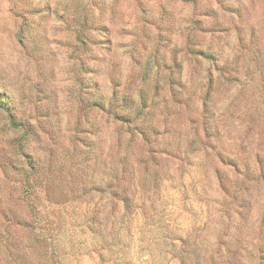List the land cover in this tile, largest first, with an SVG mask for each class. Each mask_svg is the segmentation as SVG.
I'll return each instance as SVG.
<instances>
[{
  "label": "rangeland",
  "instance_id": "1",
  "mask_svg": "<svg viewBox=\"0 0 264 264\" xmlns=\"http://www.w3.org/2000/svg\"><path fill=\"white\" fill-rule=\"evenodd\" d=\"M0 264H264V0H0Z\"/></svg>",
  "mask_w": 264,
  "mask_h": 264
}]
</instances>
